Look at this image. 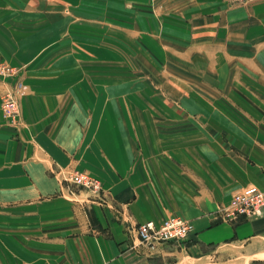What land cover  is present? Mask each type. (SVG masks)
I'll return each instance as SVG.
<instances>
[{"label": "crops", "instance_id": "obj_1", "mask_svg": "<svg viewBox=\"0 0 264 264\" xmlns=\"http://www.w3.org/2000/svg\"><path fill=\"white\" fill-rule=\"evenodd\" d=\"M228 1L151 0L144 45L120 54L103 7L94 21L0 0V61L20 82L19 123L0 112V264H210L217 249L264 264V208L217 212L264 191V0ZM58 169L95 176L103 198L69 194ZM171 215L187 240L138 244L137 224Z\"/></svg>", "mask_w": 264, "mask_h": 264}, {"label": "built area", "instance_id": "obj_2", "mask_svg": "<svg viewBox=\"0 0 264 264\" xmlns=\"http://www.w3.org/2000/svg\"><path fill=\"white\" fill-rule=\"evenodd\" d=\"M239 3L244 0H229ZM13 70L0 64V76H10ZM20 82L13 87L5 86L0 96V109L7 122L16 126L19 123V109L17 93ZM55 174L60 181L67 184L68 193L73 195L74 189L89 192L91 197L103 198L99 181L93 175L85 171H71L58 169ZM264 208V191L254 185H246L232 193L227 205L220 207L218 213L224 221H237L240 219L257 218L262 215ZM192 225L179 216H167L159 223L150 220L136 225L134 232L138 244L148 249H154L159 243L182 242L192 232ZM104 264V263H103Z\"/></svg>", "mask_w": 264, "mask_h": 264}, {"label": "rangeland", "instance_id": "obj_3", "mask_svg": "<svg viewBox=\"0 0 264 264\" xmlns=\"http://www.w3.org/2000/svg\"><path fill=\"white\" fill-rule=\"evenodd\" d=\"M62 1H64L65 4L72 6L76 9L75 10L76 12L74 14V16L76 17L92 18L94 21H97L99 19L101 20L102 14L97 13L96 11L97 10L100 11L101 8L103 7L105 9V16L107 23L113 22L114 20L117 19V21L114 22H117V39L119 38V41L117 42V51L120 54L123 53L124 50L125 51L129 50L128 46L129 45L131 46V41L134 44L139 43L144 45L143 43H145V34L147 33L144 29L140 28V25H144L148 13L151 15V10H148V8H147L148 11L146 10V6H152L151 0H62ZM228 2L233 4L230 1ZM146 11L148 13H145ZM119 46L122 48H120ZM0 64L13 70V74L10 76H0V96H1L5 86L13 87L17 81L19 82V75H18L19 69L18 67H13L9 65L5 61H0ZM10 78L11 80L12 79L13 80L12 82L8 83ZM18 94L19 91L17 93V99H18ZM160 98L162 99L161 96ZM73 189H74L73 193L76 192V190H78L77 188H73ZM213 255L214 257L212 258L211 255H209L208 257V260L211 259L209 261L210 264H220L221 261L226 260L225 258L231 259L235 257L234 252H232V250H225L224 252L217 249L213 252ZM188 261L189 260H187V262ZM181 263L183 262L181 261ZM251 264H256V263L253 262Z\"/></svg>", "mask_w": 264, "mask_h": 264}, {"label": "bare ground", "instance_id": "obj_4", "mask_svg": "<svg viewBox=\"0 0 264 264\" xmlns=\"http://www.w3.org/2000/svg\"><path fill=\"white\" fill-rule=\"evenodd\" d=\"M188 238H189V237H188ZM188 238H187V239H188ZM187 239H185V240H187ZM171 242H174V241H171ZM182 242H183V241H182ZM178 243H180V242H178Z\"/></svg>", "mask_w": 264, "mask_h": 264}]
</instances>
